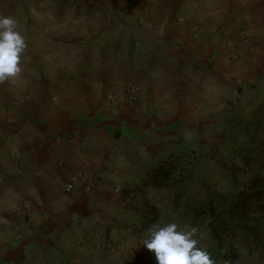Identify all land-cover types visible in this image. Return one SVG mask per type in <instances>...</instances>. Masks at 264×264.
<instances>
[{
	"label": "crops",
	"instance_id": "1",
	"mask_svg": "<svg viewBox=\"0 0 264 264\" xmlns=\"http://www.w3.org/2000/svg\"><path fill=\"white\" fill-rule=\"evenodd\" d=\"M82 3L35 14L38 60L0 84V264L69 257L175 139L264 97V0ZM132 85L135 101L108 100Z\"/></svg>",
	"mask_w": 264,
	"mask_h": 264
},
{
	"label": "rangeland",
	"instance_id": "2",
	"mask_svg": "<svg viewBox=\"0 0 264 264\" xmlns=\"http://www.w3.org/2000/svg\"><path fill=\"white\" fill-rule=\"evenodd\" d=\"M83 1L0 0V14L15 19L18 30L28 39L29 30L35 27V14L64 13L71 8L76 11L92 6ZM38 55L25 52L24 63L31 66ZM263 103L261 96H241L226 104L220 117L213 124H206L194 137L187 141L175 139L169 152L151 166L173 160L178 168L170 179L159 186L144 185L141 179L137 185L123 189L125 204L115 220L86 228L83 237L74 243L70 256L54 264H156L155 254L147 250L143 240L148 238L153 225L172 222L178 224L179 230L196 228L193 237L207 244L210 230L201 225V218H196V209L211 197L234 196L237 186L231 176L236 171L248 174L245 177L264 175ZM153 207L158 210V219L149 222ZM145 223L148 224L142 228ZM236 244L241 264H264V245L250 250L243 240Z\"/></svg>",
	"mask_w": 264,
	"mask_h": 264
},
{
	"label": "trees",
	"instance_id": "3",
	"mask_svg": "<svg viewBox=\"0 0 264 264\" xmlns=\"http://www.w3.org/2000/svg\"><path fill=\"white\" fill-rule=\"evenodd\" d=\"M252 152L254 150L248 154ZM177 168L171 159L160 161L155 167L145 169L142 182L144 185H162ZM239 174L242 177H235ZM246 175L248 174L236 171L231 176V181L237 186L234 196L211 197L195 211L196 218L202 220L201 225H206L210 230V237L207 244L196 237L193 239L197 240V247L210 254L215 264H241L236 244L238 240L248 243L247 248L250 250H258L264 245V175L255 173L245 177ZM158 215L157 208L153 207V214L148 216L149 222L156 221Z\"/></svg>",
	"mask_w": 264,
	"mask_h": 264
},
{
	"label": "clouds",
	"instance_id": "4",
	"mask_svg": "<svg viewBox=\"0 0 264 264\" xmlns=\"http://www.w3.org/2000/svg\"><path fill=\"white\" fill-rule=\"evenodd\" d=\"M28 45L17 21L0 14V84L17 78ZM197 229L179 230L177 223L153 225L143 245L155 254L156 264H215L210 254L197 247Z\"/></svg>",
	"mask_w": 264,
	"mask_h": 264
},
{
	"label": "built area",
	"instance_id": "5",
	"mask_svg": "<svg viewBox=\"0 0 264 264\" xmlns=\"http://www.w3.org/2000/svg\"><path fill=\"white\" fill-rule=\"evenodd\" d=\"M248 39V38H246ZM245 39V40H246ZM123 96H127L130 100L135 101L138 96H139V88L132 85L130 87H128L126 90L124 91H118L116 93H112L110 95H108V100L112 103H118L119 100L123 97ZM75 184L76 181H70L65 185V193L66 194H72L73 191L75 190Z\"/></svg>",
	"mask_w": 264,
	"mask_h": 264
}]
</instances>
